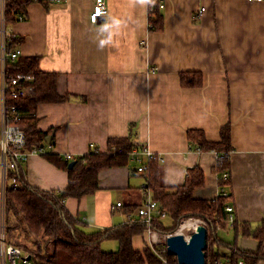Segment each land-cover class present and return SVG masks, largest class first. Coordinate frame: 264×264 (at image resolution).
Segmentation results:
<instances>
[{"label":"crops","instance_id":"crops-1","mask_svg":"<svg viewBox=\"0 0 264 264\" xmlns=\"http://www.w3.org/2000/svg\"><path fill=\"white\" fill-rule=\"evenodd\" d=\"M106 1L109 11L96 22L90 17L95 0L29 2L21 9L25 18L12 25L22 56H39L42 70L58 73L59 92L71 95L66 101L38 104V128H54V137L53 143L43 142L50 146L46 154L32 155L23 164L27 180L43 189L63 188L68 172L51 162L48 153L63 160L71 153L73 161L91 148L107 151L109 138L133 131V139L162 155L166 185L184 183L188 170L199 166L205 186L195 191L196 197L214 199L223 186L238 221L262 222L264 0H159L165 6L157 30L150 28V0ZM183 71L202 72L203 85L182 86ZM226 124L231 130L230 178L221 185L226 170H218L217 154L197 150L187 130L202 129L217 141ZM135 168L131 161L101 170L100 188L67 198L66 206L88 231L139 219L147 177ZM117 201L122 206L113 208ZM226 240L234 246L221 250L222 257L233 262V252H257L260 246L252 236ZM148 242L147 231L133 237L138 249ZM118 246L114 239L102 242L107 250ZM238 259L246 263L244 257ZM257 264H264V258Z\"/></svg>","mask_w":264,"mask_h":264},{"label":"trees","instance_id":"trees-1","mask_svg":"<svg viewBox=\"0 0 264 264\" xmlns=\"http://www.w3.org/2000/svg\"><path fill=\"white\" fill-rule=\"evenodd\" d=\"M150 5L153 6L149 18L150 28L157 30L163 26L159 0H150ZM14 8L21 10L25 9V6L21 2L8 1V16L11 22L14 21V13H12ZM39 60V56H22L16 62L9 63L11 73L20 69L35 75L34 95L13 101L24 113L22 122L30 145L43 144L54 130L51 128L43 131L38 128V104L62 102L71 97L70 94L59 92L58 73L42 70ZM203 82L204 77L200 71L181 72V84L184 87H199L203 85ZM230 131V124L222 126L220 139L217 141L209 140L202 129H188L187 133L189 142L201 150L216 149L219 152L228 153L227 157L219 163L218 170L222 172L229 167ZM133 147V131L127 137H111L107 151L91 148L87 153L76 157V162L71 168L68 165L73 158L63 160L57 153H48L46 157L51 162L68 172V183L60 189H43L34 186L27 180L21 169L12 172L17 177L18 184L16 187L9 186L5 195L7 240L11 241L12 236L17 235L15 231L23 226L26 231L22 232L26 237L45 236L46 243L43 249L30 251L29 248L24 247L32 256V264H161L159 254H156L151 246L148 245L141 250L133 244V237L147 230L146 222L129 220L117 226L88 231L87 224L75 216L65 204L69 197L81 198L99 189L101 170L129 164ZM162 178V164L158 159H152L148 172L149 185L153 190L154 199L168 210V216L172 221L171 224H167L164 219L156 220L152 223L153 228L172 232L187 217L202 218L210 229L206 248L210 262L222 257V247L233 248L234 242L220 237L218 228V225L226 227L228 219L226 204L230 195H219L214 199L196 197L195 191L205 186V172L199 166H193L188 170L182 184L166 185ZM227 181L221 179V185ZM133 208L132 206L128 211ZM232 230L236 237L238 235L252 236L260 241L257 252H233L231 256L234 261L242 256L247 264H257L261 258H264V220L253 225L235 218ZM107 239L117 240L118 248L104 249L102 242ZM49 242L53 243L51 249L47 248ZM163 255L178 264L173 254L166 251Z\"/></svg>","mask_w":264,"mask_h":264},{"label":"built area","instance_id":"built-area-1","mask_svg":"<svg viewBox=\"0 0 264 264\" xmlns=\"http://www.w3.org/2000/svg\"><path fill=\"white\" fill-rule=\"evenodd\" d=\"M8 1L0 0V173H1V191H0V211L4 215L5 210V192L8 185L16 187L17 177L12 172L23 169L24 162L32 155L44 154L45 149L40 145L28 144V136L23 126L22 120L24 113L13 103L14 99H24L32 96L36 91L34 84L35 75L24 70L10 72L9 63L16 62L23 55L21 43L18 41V33L13 29L12 23L8 20ZM27 6L31 1L60 2L62 0H15ZM164 4L160 3V7ZM153 9V8H151ZM17 13V20H23L24 14L20 9H13ZM108 12L106 0H95L91 12V20L96 22L101 16ZM134 147L130 152L131 161L135 163L139 172H147L150 168L152 159L163 160L161 154L151 150L149 145L139 139H133ZM197 150H201L197 148ZM213 151L221 162L228 153L218 154ZM71 157L70 154L67 155ZM228 172H223L220 179L227 180ZM143 203L138 206L137 212L140 218L132 221H142L147 223V232L150 236L149 246L154 248V244L160 241L158 232L152 227L156 220H162L167 215V209L154 199L153 191L146 178L142 185ZM219 195H228L224 187H220ZM122 206V201H117L113 208ZM228 219L226 226H233L235 220V210L231 203L226 204ZM181 221V223H183ZM181 226V224H180ZM154 229V230H153ZM172 233H167L166 238ZM161 256V253L159 254ZM165 263H167L165 258ZM0 264H32L31 255L19 244L9 243L6 238L5 230L0 232ZM206 264H232L228 258L216 259L210 262L206 259ZM235 264H245L244 259H238Z\"/></svg>","mask_w":264,"mask_h":264},{"label":"water","instance_id":"water-1","mask_svg":"<svg viewBox=\"0 0 264 264\" xmlns=\"http://www.w3.org/2000/svg\"><path fill=\"white\" fill-rule=\"evenodd\" d=\"M54 133L47 136L46 141L52 142ZM76 160L69 163L71 168ZM167 251L177 257L179 264H205L208 245V228L200 223L189 237L181 232H174L166 238Z\"/></svg>","mask_w":264,"mask_h":264},{"label":"rangeland","instance_id":"rangeland-1","mask_svg":"<svg viewBox=\"0 0 264 264\" xmlns=\"http://www.w3.org/2000/svg\"><path fill=\"white\" fill-rule=\"evenodd\" d=\"M48 147H50L49 146V144L48 143H46V145H45V150H47V148ZM148 172L149 171H147V172H142L144 175H146V177H147V179H148ZM0 185H1V183H0ZM153 191V190H152ZM159 202V201H158ZM160 203V202H159ZM123 204V203H122ZM161 204V203H160ZM141 204H139L138 206H140ZM162 205V204H161ZM138 206H137V208H138ZM164 207V206H163ZM165 208V207H164ZM167 212H168V210H167ZM138 213V212H137ZM168 215H169V213H168ZM166 216L165 218H164V221H165V223H167V224H171L172 223V221H171V219H170V217L169 216ZM189 218H193V219H198L199 221L201 220V221H205L204 219H202V218H197V217H187V218H185L186 220L187 219H189ZM185 219H183V220H185ZM182 220V221H183ZM181 223V222H180ZM206 223V222H205ZM179 228H180V225L174 230V231H172V232H163V231H160V230H158V229H156L157 230V232H158V235H159V238H160V241L159 242H156V243H153L154 244V248H153V250H154V252L156 253V254H165V252L167 251V244H166V241H165V236H166V234L167 233H174V232H179ZM155 229V228H154ZM153 229V230H154ZM23 230H25V227L23 226L22 228H20L19 230H17V231H15V233H17V235L16 236H12V239H11V241L12 242H15L16 244H19V245H21V246H23V247H26V248H29V250L31 251H37V250H41V249H43V247H45V240H46V237L45 236H35V238H32V237H26L25 235H24V232H22ZM193 230L194 229H184L183 230V234H184V236L185 237H189L192 233H193ZM26 231V230H25ZM229 231V232H228ZM228 232V233H227ZM147 234H148V232H147ZM219 236L220 237H222L223 239H233V236H234V232H233V230H232V227H230V226H226L225 228H220L219 229ZM148 239H150V236H149V234H148ZM107 240H112V239H107ZM149 243V242H148ZM104 244H107V243H104ZM158 244H159V246H158ZM47 248L48 249H51V248H53V243L52 242H49V244H48V246H47ZM117 249V248H116ZM221 250H224V251H227V249L225 248V247H222L221 248ZM158 256L159 258H160V260L162 261L161 262V264H175L174 262H173V260L172 259H170V258H167V257H165V255H163V256ZM175 256V255H174ZM206 257H207V254H206ZM162 258H165L166 259V261H167V263H165V261H164V259H162ZM174 258H176V256L174 257ZM207 259H208V257H207Z\"/></svg>","mask_w":264,"mask_h":264},{"label":"bare ground","instance_id":"bare-ground-1","mask_svg":"<svg viewBox=\"0 0 264 264\" xmlns=\"http://www.w3.org/2000/svg\"><path fill=\"white\" fill-rule=\"evenodd\" d=\"M9 1H11V0H9ZM12 1H15V0H12ZM31 2H33V1H31ZM37 2H44V3H47L46 1H37ZM106 2H107V1H106ZM48 3H51V2H48ZM162 3L164 4V2H162ZM107 6H108V4H107ZM164 6H165V4H164ZM164 6H163V7H164ZM151 8H153V6L150 5V11L153 10V9H151ZM20 11H21V13L24 12V11H22V10H20ZM108 11H109V8H108ZM12 13H14V21L11 22V21L9 20V16H8V20H9L10 23L13 24L14 22L19 21V20H17V13H16V12H13V10H12ZM107 13H108V12H107ZM107 13H106L105 15H107ZM23 14H24V13H23ZM105 15H104V16H105ZM90 17H91V15H90ZM101 17H102V16H101ZM24 18H25V15H24ZM98 20H99V19H98ZM98 20H97V21H98ZM93 22H94V21H93ZM13 29H14V28H13ZM14 30H15V29H14ZM15 31H16V30H15ZM16 32H17V31H16ZM18 41L21 43V39H20L19 35H18ZM21 47H22V44H21ZM22 50H23V49H22ZM20 57H21V56H20ZM20 57H19V58H20ZM19 58H18V60H19ZM33 95H34V94H33ZM20 99H21V98H20ZM14 100H17V99H14ZM22 123H23V122H22ZM51 134H52V133H51ZM45 140H46V139H45ZM46 142H47V141H46ZM48 143H53V139H52V142H48ZM145 143H147V142H145ZM28 144H29V141H28ZM147 144H148V143H147ZM37 145H39V144H37ZM148 145H149V144H148ZM40 146H43L44 149H45V146H44L43 144H41ZM217 152H218V154L224 153V152H219V151H217ZM226 153H227V152H226ZM44 154H46V150H45V153H44ZM68 154L71 155L70 158L67 157ZM68 154L65 155V159H69V160L72 159V158H73V155H72L71 153H68ZM226 157H227V156H226ZM28 159H29V158H28ZM28 159H27V160H28ZM27 160H26V161H27ZM217 160H218V156H217ZM222 161H223V160H222ZM222 161H221V162H222ZM24 163H25V162H24ZM218 163H220V162L218 161ZM224 172H228V174H229L228 179H229V178H230V173H229V171L226 170V171H224ZM228 179H227V180H228ZM17 184H18V182H17ZM9 186L13 187L12 185H8V186L6 187V190H7V188H8ZM16 186H17V185H16ZM5 195H6V192H5ZM228 195H229V194H228ZM218 196H219V194H218ZM0 199H1V196H0ZM5 207H6V201H5ZM0 217H1V228H0V232H1L2 228H4V230H5V210H4V215H1V211H0ZM200 223L206 225L205 221H201V220L199 221L198 219H193V218H189V219H187V220L185 219L183 223H180L181 226H180V228H179V232L182 233L184 229H194V230H195L196 227H197V225L200 224ZM180 224H179V225H180ZM207 228H208V227H207ZM218 228L220 229V228H222V226H221V225H218ZM194 230H193V231H194ZM5 234H6V231H5ZM208 235H209V231H208ZM6 238H7V236H6ZM7 241H8V240H7ZM8 242H9V243H14V242H11V241H8ZM207 246H208V245H207ZM22 247H23V246H22ZM23 248H24V247H23ZM24 249H25V248H24ZM25 250H26V249H25ZM26 251H27V250H26ZM27 252H28L29 255H31L29 251H27ZM219 259H224V258L221 257V258H219ZM31 260H32V256H31ZM237 260H238V259H237ZM237 260H236V261H237ZM236 261H234V262L232 261V264H235ZM32 263H33V260H32ZM205 264H206V262H205ZM245 264H246V263H245Z\"/></svg>","mask_w":264,"mask_h":264},{"label":"clouds","instance_id":"clouds-1","mask_svg":"<svg viewBox=\"0 0 264 264\" xmlns=\"http://www.w3.org/2000/svg\"><path fill=\"white\" fill-rule=\"evenodd\" d=\"M149 0H141V3H148Z\"/></svg>","mask_w":264,"mask_h":264}]
</instances>
